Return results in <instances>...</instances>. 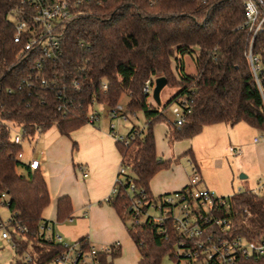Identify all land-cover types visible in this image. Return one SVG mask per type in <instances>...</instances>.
I'll return each mask as SVG.
<instances>
[{
  "label": "trees",
  "instance_id": "16d2710c",
  "mask_svg": "<svg viewBox=\"0 0 264 264\" xmlns=\"http://www.w3.org/2000/svg\"><path fill=\"white\" fill-rule=\"evenodd\" d=\"M21 6L20 0H0V193L7 195L12 225L27 229L12 232L18 242L15 264H45L61 247L42 234L30 236L41 222H51L42 218L50 202L49 190L39 168L31 170L17 157L22 145L13 143L12 130L19 127L29 138L37 129L42 132L56 125L61 136L69 137L88 122L93 104L114 106L123 93L129 97L128 114L142 111L146 132L132 126L127 133L138 130L139 134L127 145L116 142L120 167L127 171L119 175L118 193L107 203L136 244L138 264H161L165 253L171 257L176 234L169 230L165 240L152 222L127 225L129 217L119 203L124 207L140 189L157 200L150 190L151 179L171 165V160L157 156L154 127L160 122L168 123L169 138L175 141L191 139L205 125L221 122L233 126L246 121L264 132V29L252 43V54L260 60L255 76L246 56L249 36L242 27V0H106L91 6L89 14L71 20L62 31L61 55L46 70L48 78L58 81L60 100L57 88L29 86L23 81L38 52L18 59L21 45L13 41L14 26L8 15ZM185 55L193 59V73L184 70ZM158 76L176 88L162 110L149 103L150 94L143 92L145 81L153 82ZM180 99L186 100L190 112L176 128L163 111ZM59 102L65 104L63 109H57ZM181 155L196 165L191 149ZM18 167L27 175L20 174ZM127 178L132 179L133 192L128 190ZM231 201L234 209L248 207L255 214L249 219L233 216V234L263 238L264 193L246 189L232 194ZM55 210L57 221L71 216L70 198L60 196ZM24 252L30 253L31 262L22 260ZM116 253L102 255L101 264H109L107 256ZM235 264H264V254L240 258Z\"/></svg>",
  "mask_w": 264,
  "mask_h": 264
},
{
  "label": "built area",
  "instance_id": "2783aa9c",
  "mask_svg": "<svg viewBox=\"0 0 264 264\" xmlns=\"http://www.w3.org/2000/svg\"><path fill=\"white\" fill-rule=\"evenodd\" d=\"M106 0H20L21 7L14 8L9 13V18L14 26L13 41L21 45L18 59L25 54L38 52L33 64L29 67V73L25 81L29 86H40L58 91V98L62 100L59 84L56 79L48 78L46 70L51 63L61 55V34L66 25L77 16L89 14L90 7L102 5ZM207 2L210 0H202ZM244 18L242 27L246 30L249 40L246 56L251 65L253 74L256 76L260 69V60L252 54V43L255 36L264 29V0H242ZM153 82L146 80L143 86L144 93H151ZM102 88H106L103 83ZM64 103L59 102L57 109H63ZM91 106L88 114V122L98 121L100 116ZM190 110L186 100L180 99L175 102L171 113L172 125L180 128ZM129 114L119 103L108 107L109 130L116 141L124 145L129 144L138 130L130 134H119L113 119L121 117L128 119ZM36 133H40L37 129ZM255 137L254 141L264 139L263 135ZM24 137L22 129L15 131L12 135L14 144H21ZM226 154L238 156L241 153L239 146H229ZM21 159L22 152L17 154ZM38 160H31L28 167L38 168ZM189 175L187 183L182 188L163 193L157 196V200L148 198L144 189H140L136 196L128 198L123 207V213L130 218V222L141 224L152 222L157 225L158 235L166 240L169 230L176 236V243L171 250L173 264H235L240 258L248 259L264 254V237L260 239L249 238L243 234H233V219L235 215L246 218H255V214L248 207L234 209L232 206V195L218 196L207 187L201 186V175L198 166L188 159ZM82 175H88L87 168L82 164L79 166ZM127 170L119 167L117 177L106 202L118 193L119 175ZM128 190H135L131 178L126 181ZM255 193H264V183L253 187ZM0 205H7V195L0 193ZM72 221V218H68ZM1 236L9 241L16 249L17 238L12 235L19 232H27L20 225H12L10 216L6 222H0ZM43 235L49 243L59 245L60 252L48 260L45 264H101V256L109 255L116 251L119 242L110 244H96L88 237H81L72 242H65L62 236L54 231L50 222H41L38 231L30 233L32 238ZM22 260L31 262L30 253L24 252Z\"/></svg>",
  "mask_w": 264,
  "mask_h": 264
},
{
  "label": "crops",
  "instance_id": "0c3cea01",
  "mask_svg": "<svg viewBox=\"0 0 264 264\" xmlns=\"http://www.w3.org/2000/svg\"><path fill=\"white\" fill-rule=\"evenodd\" d=\"M160 129H163L162 139L160 136L156 137V132ZM169 130L167 124L163 128L155 126L157 156L160 158L161 153L166 154L164 160H171V165L152 177L150 190L153 195L178 190L185 186L188 179L186 169L179 166L178 162L181 154L186 150H192V138L175 141V146H173L177 148V152L172 155L173 148H170ZM183 141L186 143L180 144ZM116 142L109 130V120L99 118L98 121L87 122L73 130L69 137L57 135L51 139L37 138L36 143L41 146L39 157L26 151L23 147L24 142H22L21 161L26 165L31 160L39 161L38 168L47 183L50 202L53 205L52 213L46 220L51 221L52 225L65 220L74 223L78 218L81 221V226L74 232L60 229L61 236L71 241L88 237L96 244L119 242L116 255L107 256L109 264H138L140 253L136 244L129 236L115 208L106 202L121 162ZM239 147L241 153L238 157H243L240 163L246 161L249 152L254 151V156L250 157L256 158V172L264 174V139L257 142L253 139L252 143H242ZM82 164L88 171L86 177L79 170ZM196 165L198 166L197 162ZM63 195L70 198L72 212L69 217L72 221L67 220L69 217L63 221L56 220V200Z\"/></svg>",
  "mask_w": 264,
  "mask_h": 264
},
{
  "label": "rangeland",
  "instance_id": "374dc122",
  "mask_svg": "<svg viewBox=\"0 0 264 264\" xmlns=\"http://www.w3.org/2000/svg\"><path fill=\"white\" fill-rule=\"evenodd\" d=\"M10 19H13L10 17ZM184 70L187 73L195 71L193 59L190 55L183 57ZM176 92V88L170 86H164L160 91L161 104L157 105L152 98V90L148 97V102L154 107L162 110L165 103L171 98ZM129 101L128 95L125 93L121 94L119 104L124 108L127 106ZM175 103H171L167 108L164 109L163 113L169 122H172V109ZM93 109L99 114L100 118L107 117L108 106L104 104H95ZM110 122V121H109ZM113 123L116 125V131L119 134H126L129 129L134 125L139 128H143L146 132V119L142 111L138 110L135 114H129L128 119L124 120L121 117L113 119ZM166 122H160L156 126L163 128ZM172 124V123H170ZM162 130L156 132V137L160 136L163 138ZM171 130V129H170ZM15 131H19V127L12 130V135ZM155 131V127H154ZM59 134L56 125H52L45 131L35 133L32 137L23 139L24 148L26 151L36 154L39 157V151L41 146H38L36 141L39 137H45L47 139L54 138ZM155 135V134H154ZM263 135V131H260L247 123L246 121H239L233 126L226 125L224 123H213L205 125L201 132L195 135L191 139V147L195 157V160L200 169L201 175V186L207 187L210 191L218 196H230L237 192L244 191L246 189H252L253 187L262 185L264 183V174H257L256 170V158L254 151L249 152L246 156V161L240 163L243 157H238L232 154H225L224 151L229 146H240L242 143H252L255 137ZM170 139V138H169ZM262 141V139H261ZM160 142V141H159ZM186 141L181 142L184 144ZM175 140L170 139V148L172 149V155H175L177 148H174ZM174 145V146H173ZM166 154H160L161 159H165ZM188 157L185 155L180 156L179 166L186 169L189 175V166L187 163ZM243 166V167H242ZM17 171L20 174L27 175V171L23 167H18ZM244 175V177H241ZM53 205L50 202L42 212V218L48 219L52 213ZM119 209H123V203H119ZM123 212V211H122ZM10 216V212L7 206L0 205V222H6ZM81 221L78 220L74 223L70 222H55L53 223V229L60 234V229H66L74 232L81 226ZM51 223V222H50ZM52 224V223H51ZM126 224H130V218L126 219ZM56 226V228L54 227ZM63 241L72 242L62 236ZM16 253L9 241L2 238L0 229V264H15ZM161 264H173L169 253H165L161 258Z\"/></svg>",
  "mask_w": 264,
  "mask_h": 264
},
{
  "label": "water",
  "instance_id": "95a60500",
  "mask_svg": "<svg viewBox=\"0 0 264 264\" xmlns=\"http://www.w3.org/2000/svg\"><path fill=\"white\" fill-rule=\"evenodd\" d=\"M166 83L167 80L164 76H158L153 80L152 98L157 105L161 104L160 91L166 86ZM241 177H244V175H241Z\"/></svg>",
  "mask_w": 264,
  "mask_h": 264
}]
</instances>
